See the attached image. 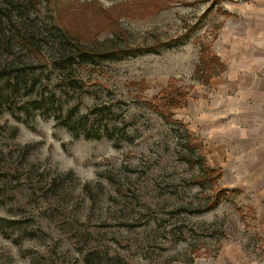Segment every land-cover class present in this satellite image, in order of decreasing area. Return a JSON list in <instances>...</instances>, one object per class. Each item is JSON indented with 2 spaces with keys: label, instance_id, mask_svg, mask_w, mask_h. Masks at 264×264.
<instances>
[{
  "label": "rangeland",
  "instance_id": "1",
  "mask_svg": "<svg viewBox=\"0 0 264 264\" xmlns=\"http://www.w3.org/2000/svg\"><path fill=\"white\" fill-rule=\"evenodd\" d=\"M134 1L0 0V264H264L252 196L202 133L201 46L233 0ZM57 23L157 51L60 68Z\"/></svg>",
  "mask_w": 264,
  "mask_h": 264
},
{
  "label": "crops",
  "instance_id": "2",
  "mask_svg": "<svg viewBox=\"0 0 264 264\" xmlns=\"http://www.w3.org/2000/svg\"><path fill=\"white\" fill-rule=\"evenodd\" d=\"M226 11L209 42L223 68L208 82L202 133L210 164L235 176L264 227V0H233Z\"/></svg>",
  "mask_w": 264,
  "mask_h": 264
},
{
  "label": "trees",
  "instance_id": "3",
  "mask_svg": "<svg viewBox=\"0 0 264 264\" xmlns=\"http://www.w3.org/2000/svg\"><path fill=\"white\" fill-rule=\"evenodd\" d=\"M32 4L34 2L39 0H30ZM172 0H136L132 2L134 6H131L132 8L136 7V9L142 8L143 6H146V10H148L149 13H152L151 15H154L155 13H158V11L172 7L173 3ZM143 11V10H142ZM58 24V23H57ZM59 31V37H60V48L59 50L62 51L61 54H65L64 58L55 61V66H60V68H66L68 66H72L73 64L77 63H97L100 58L105 59H123L130 55H139V54H145L147 52H156L157 50L152 49L151 47H145V49L136 48V50L128 49L124 51L123 49H120L119 47L104 51V50H98V49H90L79 40L76 36H73V34L67 30H65L63 27H61L59 24L56 27ZM170 45V44H168ZM202 50L200 54V64L197 67V70L200 73L205 74L206 79L205 81H209L213 76L217 75V73H220L222 71L223 65L219 61L218 57L212 52V49L210 47V44L204 43L202 44ZM34 52L36 55L40 58L43 56V52L41 50L35 49ZM174 99V97H173ZM187 100V96L186 99ZM174 102V100H173ZM175 105V104H173ZM70 130H73V126L65 125ZM90 137L89 135L87 138ZM100 137V135L98 136ZM191 162V161H190ZM214 170L209 169L207 172H213ZM217 204V203H215Z\"/></svg>",
  "mask_w": 264,
  "mask_h": 264
}]
</instances>
